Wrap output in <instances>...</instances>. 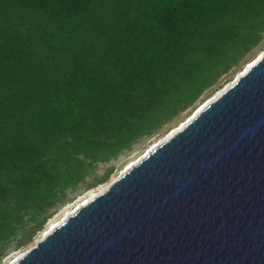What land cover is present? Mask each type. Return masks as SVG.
Segmentation results:
<instances>
[{
	"label": "trees",
	"instance_id": "16d2710c",
	"mask_svg": "<svg viewBox=\"0 0 264 264\" xmlns=\"http://www.w3.org/2000/svg\"><path fill=\"white\" fill-rule=\"evenodd\" d=\"M263 33L264 0H0V257Z\"/></svg>",
	"mask_w": 264,
	"mask_h": 264
},
{
	"label": "water",
	"instance_id": "95a60500",
	"mask_svg": "<svg viewBox=\"0 0 264 264\" xmlns=\"http://www.w3.org/2000/svg\"><path fill=\"white\" fill-rule=\"evenodd\" d=\"M197 107L10 264H264V52Z\"/></svg>",
	"mask_w": 264,
	"mask_h": 264
},
{
	"label": "rangeland",
	"instance_id": "374dc122",
	"mask_svg": "<svg viewBox=\"0 0 264 264\" xmlns=\"http://www.w3.org/2000/svg\"><path fill=\"white\" fill-rule=\"evenodd\" d=\"M261 52H264V33L259 46L248 53L238 66L234 67L228 74H226L221 82L212 89L206 91L201 99L195 103L194 107L179 114L156 132L148 136H143L129 149L122 151L109 161L95 163L92 173L89 176H86L83 182L77 183L74 188H67L65 190V202L63 204L58 203L56 206L50 208L47 212L51 213L50 216L46 218L37 229L33 230L28 228V231L23 230L15 235L13 240L8 244L3 256L0 257V264H10L15 261L23 252L31 247L35 241L42 238L53 225L62 221L82 203L103 191L114 178L125 171L131 164H135L139 158L144 156L149 148L156 143L167 139V136L172 131L179 128L184 121L186 122L196 110V105L198 103L220 93L221 90L230 84L235 77L240 75L244 67L246 65L248 66ZM88 185L90 186L86 188ZM30 225L32 224L30 223Z\"/></svg>",
	"mask_w": 264,
	"mask_h": 264
},
{
	"label": "bare ground",
	"instance_id": "6f19581e",
	"mask_svg": "<svg viewBox=\"0 0 264 264\" xmlns=\"http://www.w3.org/2000/svg\"><path fill=\"white\" fill-rule=\"evenodd\" d=\"M261 53H262V52H261ZM261 53H260L259 55H261ZM259 55H258L256 58H258ZM256 58H254V59L250 62V64H251L253 61H255ZM250 64H249V65H250ZM246 67H248V66L246 65V66L244 67V69L242 70V72L245 71ZM218 94H219V93H218ZM218 94H216L215 96H213V98L216 97ZM210 98H211V97H210ZM210 98H208V99H210ZM207 101H209V100H207ZM206 103H207V102H206ZM201 107H203V106H201ZM201 107H200V108L197 107L196 110L193 112L194 114L192 113L191 117H192L193 115H195V113H197V112L201 109ZM191 117H190V118H191ZM188 118H189V117H188ZM188 118H187V119H188ZM190 118H189V119H190ZM187 119H186V120H187ZM187 121H188V120H187ZM187 121H186V122H187ZM186 122L184 121V123L181 124V126H180L179 128H181ZM179 128H176L174 131H172V132L167 136V138H168L170 135H172V133H174V132H175L177 129H179ZM156 144H157V143H156ZM156 144H155V145H156ZM153 146H154V145H153ZM153 146H152V147H153ZM149 149H150V148H149ZM149 149H148V150H149ZM147 152H148V151H147ZM147 152H146V153H147ZM142 157H143V156H142ZM139 159H140V158H139ZM139 159H138V160H139ZM138 160H137V161H138ZM133 164H134V163H133ZM133 164H131L130 166H132ZM130 166H129V167H130ZM86 202H87V201H86ZM86 202H84V203H86ZM84 203H82V204H84ZM82 204H81V205H82ZM78 207H79V206H78ZM71 213H72V212H71ZM69 214H70V213H69ZM57 224H58V223H57ZM57 224L53 225L52 228H53L54 226H56ZM52 228H51V229H52ZM51 229H50V230H51ZM50 230H49V231H50ZM49 231H47L46 233H48ZM46 233H45V234H46ZM45 234H44V235H45ZM13 262H14V261H13ZM11 263H12V262H11Z\"/></svg>",
	"mask_w": 264,
	"mask_h": 264
}]
</instances>
